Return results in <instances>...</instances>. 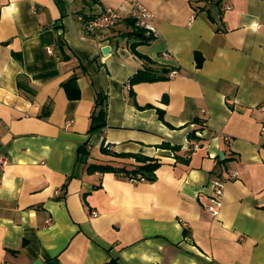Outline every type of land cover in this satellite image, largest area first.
<instances>
[{"label": "crops", "instance_id": "obj_1", "mask_svg": "<svg viewBox=\"0 0 264 264\" xmlns=\"http://www.w3.org/2000/svg\"><path fill=\"white\" fill-rule=\"evenodd\" d=\"M138 1L154 38L86 31L127 0H0V264H264V0ZM143 158L153 180L87 168ZM230 172L212 216L209 180Z\"/></svg>", "mask_w": 264, "mask_h": 264}, {"label": "built area", "instance_id": "obj_2", "mask_svg": "<svg viewBox=\"0 0 264 264\" xmlns=\"http://www.w3.org/2000/svg\"><path fill=\"white\" fill-rule=\"evenodd\" d=\"M228 8V6H226ZM153 18V13L141 4L138 0H127V4H121L118 8L106 7L103 11L92 18L88 19L86 22V31L89 34H93L96 30L106 27H111L122 20H129L132 22L133 26L137 29L146 32L151 38L158 35L157 28L152 24L151 19ZM49 53H52L50 48H47ZM161 57L167 58L168 53L166 51L161 52ZM177 72L175 70H170L168 72L169 76H174ZM261 111L264 114V104L261 105ZM71 122V121H69ZM68 122V124H70ZM264 132V128L262 129ZM197 136L191 140V148L196 149L198 147V140L196 137L200 135L196 132ZM228 140L227 137H224ZM6 159L4 157L0 158V164L5 165ZM120 175L127 178L130 182L143 181L144 176L140 173L134 175H129L125 172H119ZM236 172H230L227 177H212L209 180L210 192L207 196L206 209L212 216H218L223 205V195L225 183L229 179L235 178ZM186 227V223H182Z\"/></svg>", "mask_w": 264, "mask_h": 264}, {"label": "trees", "instance_id": "obj_3", "mask_svg": "<svg viewBox=\"0 0 264 264\" xmlns=\"http://www.w3.org/2000/svg\"><path fill=\"white\" fill-rule=\"evenodd\" d=\"M135 29H136L134 30L135 32L143 34V32L140 31V29L139 30L137 28ZM196 58H197V65H200L201 58L199 54L196 55ZM167 71L168 70L166 69H164L162 73H156V72H153L152 70L139 71L129 78V83L134 84V83L142 82V81L152 82V81L167 79L168 78ZM62 85L69 99L79 98L80 92L76 84L75 76L63 82ZM97 104H100V103L97 102ZM104 115H105L104 109H99L97 114H92L91 124L89 126L88 132L95 131L96 129H99L100 127L105 125ZM191 134L192 135L189 134V137L192 139L193 136L195 137V133L193 132ZM163 145L169 146L168 144H163ZM78 150H79V154H86L84 144L80 145ZM143 160H142L143 164L135 166L132 169H125V168L120 169V168H114L109 165H99V164H90L87 168L90 170H98V171H115V172L123 171L129 175L140 173L142 176H144L145 180H153L154 171L158 167V162L150 161V159L146 160V158H143Z\"/></svg>", "mask_w": 264, "mask_h": 264}, {"label": "water", "instance_id": "obj_4", "mask_svg": "<svg viewBox=\"0 0 264 264\" xmlns=\"http://www.w3.org/2000/svg\"><path fill=\"white\" fill-rule=\"evenodd\" d=\"M101 50H102V52L103 53H105L106 51H108L109 50V46L108 45H104L102 48H101ZM221 156L223 155V154H220ZM32 264H41V262H40V260H36L34 263H32Z\"/></svg>", "mask_w": 264, "mask_h": 264}]
</instances>
